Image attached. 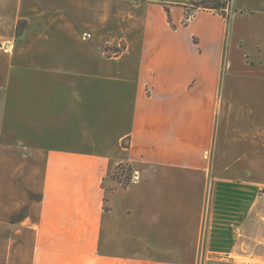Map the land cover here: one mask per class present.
I'll list each match as a JSON object with an SVG mask.
<instances>
[{"label":"crops","instance_id":"crops-1","mask_svg":"<svg viewBox=\"0 0 264 264\" xmlns=\"http://www.w3.org/2000/svg\"><path fill=\"white\" fill-rule=\"evenodd\" d=\"M89 1L74 36L67 9L0 0V264H264V94L226 84L262 62L264 0L186 24L193 0Z\"/></svg>","mask_w":264,"mask_h":264},{"label":"rangeland","instance_id":"rangeland-1","mask_svg":"<svg viewBox=\"0 0 264 264\" xmlns=\"http://www.w3.org/2000/svg\"><path fill=\"white\" fill-rule=\"evenodd\" d=\"M77 0H38L39 3H43L46 9L49 8L48 15L50 17L52 16H58L60 14H56V11L59 9H67L68 12L67 14L70 15V18L76 23L75 25L77 26V29H75V35L76 33H81L84 28L82 27L81 20L83 19H91V18H98V15L100 14L99 12H89L88 7L90 5H93L89 0H81L83 3L79 4L76 2ZM227 0H220L219 3H226ZM231 0H228L225 5H229ZM245 3H248L252 0H243ZM199 5H202V1L198 0L197 1ZM95 5V4H94ZM248 5V4H247ZM88 6V7H87ZM54 8V12H52V9ZM203 9V8H201ZM189 11L194 12L195 10L193 7H189ZM260 22L258 19L254 20H249L246 21V29L247 30H252L253 26L258 25ZM57 23H54L48 30L44 29L42 31L43 36H63V33H56L58 31ZM31 29V30H30ZM86 30L89 28H85ZM19 30L22 31V34L25 33L24 35H33L37 31H39V27L36 26L35 24L31 25L28 22H23L19 26ZM28 31V32H27ZM55 32V33H52ZM249 32V31H248ZM51 33V34H50ZM84 36H90L89 32L84 33ZM250 39H248V44L245 46V50L250 51V53H253L252 50H254V38L251 35H248ZM40 48V47H39ZM124 48V41H120L117 45H113V48L111 46H106L105 49L108 50L109 53L111 54H118L119 52L122 51ZM261 51L259 53H253L254 54V59H260L262 62L257 65V66H245L242 64H238L237 62L235 63V66L232 69L231 75H229L227 81H230V85L232 86L233 89H239L241 88L242 92H246L245 94L248 96L251 100H257L259 101V97L264 94V45L261 46ZM36 52L35 49H29L27 50L28 53L31 54V52ZM252 51V52H251ZM254 108L255 111L252 114V118H260L264 119V107L260 108L258 107ZM257 109V110H256ZM108 143V142H107ZM112 141L110 142V145H112ZM123 146H126L125 141L122 142ZM115 152H113V155ZM112 178L118 181L121 184H125L129 179L132 178V172L130 171V168L125 165V164H118L114 166L113 172H112ZM210 202H211V194L208 192V197H207V202L205 204V212L204 216L209 213L210 211Z\"/></svg>","mask_w":264,"mask_h":264},{"label":"trees","instance_id":"trees-1","mask_svg":"<svg viewBox=\"0 0 264 264\" xmlns=\"http://www.w3.org/2000/svg\"><path fill=\"white\" fill-rule=\"evenodd\" d=\"M198 0L191 1L188 5H185V19L184 24L188 22V20L192 17L194 12L189 11V7H193L194 10H199L201 8L207 9V10H214L222 14L223 16H227L224 8L226 7V3H219L220 0H201L202 5H199ZM16 33L19 34V29L16 30Z\"/></svg>","mask_w":264,"mask_h":264}]
</instances>
